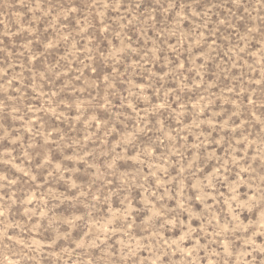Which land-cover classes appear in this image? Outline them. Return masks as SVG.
Listing matches in <instances>:
<instances>
[{
	"label": "rangeland",
	"instance_id": "obj_1",
	"mask_svg": "<svg viewBox=\"0 0 264 264\" xmlns=\"http://www.w3.org/2000/svg\"><path fill=\"white\" fill-rule=\"evenodd\" d=\"M0 264H264V0H0Z\"/></svg>",
	"mask_w": 264,
	"mask_h": 264
}]
</instances>
